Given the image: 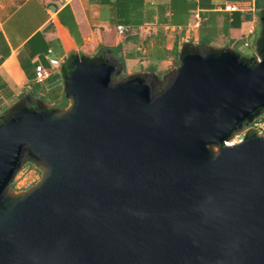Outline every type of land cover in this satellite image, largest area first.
<instances>
[{
  "label": "water",
  "instance_id": "1",
  "mask_svg": "<svg viewBox=\"0 0 264 264\" xmlns=\"http://www.w3.org/2000/svg\"><path fill=\"white\" fill-rule=\"evenodd\" d=\"M260 54H188L157 95L77 59L71 109L0 119V264H264V136L209 149L264 111ZM26 152L47 175L8 194Z\"/></svg>",
  "mask_w": 264,
  "mask_h": 264
},
{
  "label": "crops",
  "instance_id": "2",
  "mask_svg": "<svg viewBox=\"0 0 264 264\" xmlns=\"http://www.w3.org/2000/svg\"><path fill=\"white\" fill-rule=\"evenodd\" d=\"M113 1L0 0L1 121L23 106L57 113L71 109L69 77L77 59L91 63L116 62L121 67V80L138 76L146 81L149 77L159 79L162 67L171 63L176 51L182 52L179 41L184 44L189 41L187 25L156 24L170 19L172 13L168 8L176 0H144L142 20L145 24L152 23L154 31L145 33L133 28L127 34L113 24L115 18L110 9ZM257 1L201 0L198 8L202 21L193 34L196 45L231 52L242 45L250 49L252 56L261 57L264 16L259 14L262 9L258 8ZM228 2H241L245 8L226 11L224 6ZM162 9L167 10L165 14ZM192 17L193 14L188 22ZM204 30L205 35L213 37L207 46L200 43ZM121 44L123 50L114 55L112 48ZM119 56L125 58V65H120ZM179 56L174 71L182 59ZM49 58L59 59L60 64L52 65ZM39 63L50 70V75L42 82L35 79V67Z\"/></svg>",
  "mask_w": 264,
  "mask_h": 264
},
{
  "label": "trees",
  "instance_id": "3",
  "mask_svg": "<svg viewBox=\"0 0 264 264\" xmlns=\"http://www.w3.org/2000/svg\"><path fill=\"white\" fill-rule=\"evenodd\" d=\"M202 2L201 0H176L173 1L172 4L168 9H170L171 17L166 22H157V25H172V26H179L183 25L186 26L188 24V20L190 18V15L194 13V11L201 7ZM111 13L114 15L113 24L116 25V27L123 32L124 34L130 33L133 28H137L138 30L143 27L145 24L142 20L143 18V11L145 8L144 0H115L110 4ZM258 8H261L262 10L259 11V14L261 16H264V0H258L257 1ZM166 9H162V14L166 13ZM213 37H208L204 33L202 34V37L200 39V43L203 45H209L212 41ZM264 41V38H263ZM177 46V45H176ZM123 50L122 44L112 48L113 54L117 55L119 52ZM215 48H208L209 52L215 51ZM192 53H201L200 50H195L194 48H188L186 50H182V52H175V55L178 56H186L188 54ZM130 55V54H129ZM179 56V57H180ZM129 57V56H128ZM118 61L120 65H125V58L123 56L118 57ZM73 71V69H72ZM118 77L114 76V82ZM214 146V145H213Z\"/></svg>",
  "mask_w": 264,
  "mask_h": 264
},
{
  "label": "rangeland",
  "instance_id": "4",
  "mask_svg": "<svg viewBox=\"0 0 264 264\" xmlns=\"http://www.w3.org/2000/svg\"><path fill=\"white\" fill-rule=\"evenodd\" d=\"M178 45L179 46L182 45V50H186L188 48H194L195 50L197 49V50L202 51L203 54L211 53L208 51V49L197 46L195 41L192 39H189V41L185 42V44L181 40L179 41ZM212 52H215V51H212ZM236 53L240 57L241 56L248 57L246 61H248L251 64H255L256 57L250 54V49L248 47H244L242 45L237 46ZM179 59L180 58H178V56H175L171 60V63L167 65V67L165 66L162 67L161 72L159 73V77H158L159 82L161 83L162 86L159 88V90H157V92L153 93L154 95H157L158 93L164 91L169 86L170 82L174 80L175 74L177 71V70L174 71V68L178 65ZM147 66H149V64ZM168 73H169V76H168ZM122 76L123 75H118L117 77L119 79L117 78L118 80H116V82L121 80ZM8 119L9 118H6V120ZM209 149L212 154H217V152H219L218 149H216V146H213V145L209 146ZM47 172H48L47 164L42 159L32 157L30 153L26 152L23 157L22 166L18 170L16 176L14 177V180L12 181L11 185L8 188V194L9 193L14 194V195L26 194L27 192L31 191L36 186L42 183L43 179L47 175ZM17 185L22 186L21 189H19Z\"/></svg>",
  "mask_w": 264,
  "mask_h": 264
},
{
  "label": "built area",
  "instance_id": "5",
  "mask_svg": "<svg viewBox=\"0 0 264 264\" xmlns=\"http://www.w3.org/2000/svg\"><path fill=\"white\" fill-rule=\"evenodd\" d=\"M243 8H245V5L241 2H228L224 6V10L229 11V12H236L240 11ZM202 21V16H201V11L199 8H197L194 13L192 19L188 22L187 24V41L189 39H193V34L194 32L198 31V28L200 27ZM153 24L152 23H146L141 27L143 32L149 33L153 31ZM153 29V30H152ZM51 51V50H50ZM262 60V57L256 58L255 62L258 63ZM49 61L52 65L57 66L60 64V60L57 58H49ZM50 75V70L49 68L42 64L39 63L35 67V79L38 82L44 81L48 76ZM255 136H264V111L257 117L253 119V121L244 124L242 128L234 131L232 135L223 141L221 144L214 145L216 146V149L220 151L224 147H230L234 146L237 144H240L247 139ZM19 185V184H18ZM19 189H21L22 186H18Z\"/></svg>",
  "mask_w": 264,
  "mask_h": 264
},
{
  "label": "flooded vegetation",
  "instance_id": "6",
  "mask_svg": "<svg viewBox=\"0 0 264 264\" xmlns=\"http://www.w3.org/2000/svg\"><path fill=\"white\" fill-rule=\"evenodd\" d=\"M147 83L152 87L153 93L157 92L159 88L162 86L161 83L159 82V79L157 78H148Z\"/></svg>",
  "mask_w": 264,
  "mask_h": 264
}]
</instances>
